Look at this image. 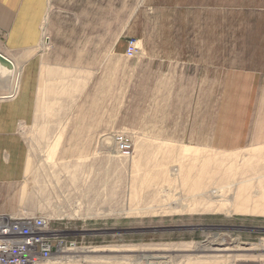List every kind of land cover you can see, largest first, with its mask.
Instances as JSON below:
<instances>
[{
    "label": "rangeland",
    "instance_id": "374dc122",
    "mask_svg": "<svg viewBox=\"0 0 264 264\" xmlns=\"http://www.w3.org/2000/svg\"><path fill=\"white\" fill-rule=\"evenodd\" d=\"M84 14L79 0H50L35 70L0 74V97L24 84L35 103L19 124L27 176L0 192V214L68 222L84 237L77 264H264V142L201 143L246 136L244 98L229 96L240 45L227 32L166 34L163 11L150 33L118 31L111 16L97 32ZM128 39L139 42L133 59ZM115 133L132 138L131 158L117 153ZM240 243L247 252L208 253L222 262L189 251ZM95 248L139 252L86 253Z\"/></svg>",
    "mask_w": 264,
    "mask_h": 264
},
{
    "label": "crops",
    "instance_id": "0c3cea01",
    "mask_svg": "<svg viewBox=\"0 0 264 264\" xmlns=\"http://www.w3.org/2000/svg\"><path fill=\"white\" fill-rule=\"evenodd\" d=\"M69 1L76 3L77 0ZM79 1L83 2L84 16L95 18L97 28L94 31L97 32L109 30L105 28L109 19L105 18L111 16L113 23L123 25L118 31L150 33L155 30L152 26L158 23V11H163L166 34H230L232 49H238L240 45L243 58L240 66L234 69L229 96L244 98L240 119H243L246 136L243 132L239 140L233 139L237 135L232 132L230 139L221 140L216 134L211 140L201 143L224 151H235L241 144L247 147L254 142H264V0ZM49 7L50 0H0V53L16 54L18 60H10L14 64H23L27 73L36 68V50L42 43ZM34 113L35 103L24 84L15 99L10 95L0 97V192L5 194L26 179L29 150L19 124H28Z\"/></svg>",
    "mask_w": 264,
    "mask_h": 264
},
{
    "label": "built area",
    "instance_id": "2783aa9c",
    "mask_svg": "<svg viewBox=\"0 0 264 264\" xmlns=\"http://www.w3.org/2000/svg\"><path fill=\"white\" fill-rule=\"evenodd\" d=\"M139 42L128 39L125 56L133 59ZM119 156L129 159L134 154L132 138L123 133L113 135ZM84 237L64 220L48 216L14 218L0 214V264H77Z\"/></svg>",
    "mask_w": 264,
    "mask_h": 264
},
{
    "label": "bare ground",
    "instance_id": "6f19581e",
    "mask_svg": "<svg viewBox=\"0 0 264 264\" xmlns=\"http://www.w3.org/2000/svg\"><path fill=\"white\" fill-rule=\"evenodd\" d=\"M1 54V53H0ZM2 55V54H1ZM3 57H5L7 60H9L10 62H11V64H12V66H9V65H4V64H2V63H0V74H3V75H11V77L12 76H14L15 75V72H16V67H15V64L10 60V59H8L6 56H4V55H2ZM5 76V77H6ZM8 78V77H7ZM18 78V77H17ZM186 148H188V149H193V148H191V147H186ZM216 244H211L210 245V247L208 248V249H206V250H203V249H194V250H189V251H197V252H200V253H214V254H216V253H226V252H228V253H230V252H247V249H245V248H242L243 246L241 245V243L240 244H238L237 246L236 245H234V246H232L231 248H222V249H215V248H212L211 246H215ZM250 249V248H249ZM149 249H145V250H143V251H140L141 253H148V252H152V251H148ZM252 250V249H251ZM263 251H264V248L262 249ZM139 252V250H137V249H135V250H132V249H129V250H125V249H113V250H107V249H100V248H95V249H86V253H105V252ZM154 252H165V251H160V250H155ZM214 254H208V255H211V257L210 256H206V257H204L205 259L206 258H209V259H214V258H217V259H215V261L216 262H222V261H220L223 257H220V258H218V257H215V255ZM155 255V254H154ZM213 256V257H212ZM163 257V256H162ZM162 257H159V255L157 256H153V255H143V258L145 259V260H147V261H149V260H151V261H154V260H160ZM100 258H102V257H99V259ZM110 258V257H109ZM116 258V257H115ZM91 259H93V258H91ZM95 259V258H94ZM93 259V260H94ZM102 259H107V258H102ZM165 259H167V258H165ZM161 262V261H160ZM158 263V262H157ZM147 264H155L154 262H147ZM215 264H218V263H215Z\"/></svg>",
    "mask_w": 264,
    "mask_h": 264
},
{
    "label": "water",
    "instance_id": "95a60500",
    "mask_svg": "<svg viewBox=\"0 0 264 264\" xmlns=\"http://www.w3.org/2000/svg\"><path fill=\"white\" fill-rule=\"evenodd\" d=\"M0 63H2L4 65L12 66L11 62L9 60H7L5 57H3L1 54H0Z\"/></svg>",
    "mask_w": 264,
    "mask_h": 264
}]
</instances>
